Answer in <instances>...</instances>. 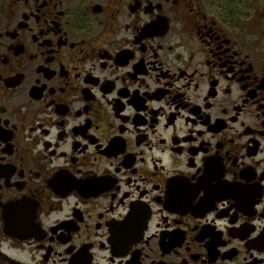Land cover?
I'll list each match as a JSON object with an SVG mask.
<instances>
[{"label":"flooded vegetation","instance_id":"1","mask_svg":"<svg viewBox=\"0 0 264 264\" xmlns=\"http://www.w3.org/2000/svg\"><path fill=\"white\" fill-rule=\"evenodd\" d=\"M0 264H264V0H0Z\"/></svg>","mask_w":264,"mask_h":264}]
</instances>
